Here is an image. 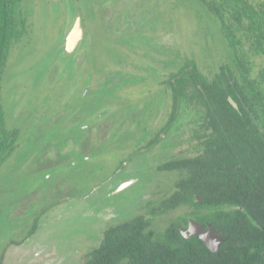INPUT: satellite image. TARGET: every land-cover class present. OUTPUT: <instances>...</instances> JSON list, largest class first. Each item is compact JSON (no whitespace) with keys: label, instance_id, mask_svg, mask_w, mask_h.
I'll return each mask as SVG.
<instances>
[{"label":"rangeland","instance_id":"1","mask_svg":"<svg viewBox=\"0 0 264 264\" xmlns=\"http://www.w3.org/2000/svg\"><path fill=\"white\" fill-rule=\"evenodd\" d=\"M241 4L246 28L237 36L251 55L247 79L217 18L199 0L19 2L27 30L12 45L1 82L5 128L19 136L0 167V264H84L108 227L150 214L171 195L186 172L158 167L200 154L195 131L203 122L199 108L182 102L164 131L171 76L196 66L211 79L227 66L250 100L256 95L248 82L264 81V51L251 49L256 33L247 25L264 0ZM227 12L232 26L235 11ZM76 17L83 39L66 53ZM257 22L264 31V17ZM256 112L264 133V109ZM148 214L151 230L162 234L191 211Z\"/></svg>","mask_w":264,"mask_h":264},{"label":"trees","instance_id":"2","mask_svg":"<svg viewBox=\"0 0 264 264\" xmlns=\"http://www.w3.org/2000/svg\"><path fill=\"white\" fill-rule=\"evenodd\" d=\"M20 1L0 0V167L15 151L19 136L18 130L5 128L1 82L11 47L27 30L26 21L19 17ZM199 1L217 18L235 67L247 79L251 55L237 36L246 28L241 0L219 4ZM227 9L235 11L232 26L226 21ZM256 17H264V4L248 16V28L254 27L256 33L250 41L255 53L264 51V31ZM168 84L173 105L164 131L173 125L182 102L199 108L203 122L195 134L203 138L204 150L197 157L171 160L158 167L166 172L185 170L186 174L175 181L171 195L154 205L149 215L181 206L190 208L191 214L171 220L162 234L151 230V217L146 218V214L110 226L100 244L88 252L84 264H264V134L252 122V118H259L256 107L264 109V81L248 82L256 95L252 100L227 66H221L211 79L204 78L196 66L191 70L183 67ZM253 84H258L260 91ZM188 219L204 228L211 225L225 239L217 253L197 235L189 239L181 235L179 228L185 229ZM36 228L35 224L32 232Z\"/></svg>","mask_w":264,"mask_h":264},{"label":"water","instance_id":"3","mask_svg":"<svg viewBox=\"0 0 264 264\" xmlns=\"http://www.w3.org/2000/svg\"><path fill=\"white\" fill-rule=\"evenodd\" d=\"M83 39V29L81 26V19L76 17L75 23L68 33L66 39L65 50L66 53L73 52L78 46L79 42ZM230 104L237 108V105L229 99ZM181 235L189 239L190 237L197 235L198 238L205 244V246L211 251L217 253L219 251L220 245L225 241L221 237L218 231H216L211 225H208L207 228L202 227L200 224L195 222L192 219L188 220L187 227L179 228Z\"/></svg>","mask_w":264,"mask_h":264},{"label":"flooded vegetation","instance_id":"4","mask_svg":"<svg viewBox=\"0 0 264 264\" xmlns=\"http://www.w3.org/2000/svg\"><path fill=\"white\" fill-rule=\"evenodd\" d=\"M81 42V41H80ZM256 121L258 122L259 121V119L258 118H252V122H254L255 123V125L257 126V124H256ZM257 128L259 129V131L260 132H262V130H261V128L260 127H258L257 126ZM263 133V132H262ZM264 134V133H263ZM200 140V145H202V152L200 153V154H198L197 156H199V155H201L202 153H203V150H204V147H203V144H202V142L204 141L203 140V138H201V139H199ZM197 156H195V157H197ZM191 158H194V157H191ZM180 171H182V170H180ZM183 171H185V170H183ZM197 199V198H196ZM198 200H200V198H198ZM147 215V214H146ZM149 215V214H148ZM147 218V217H146ZM152 218V217H151ZM188 218V217H187ZM189 220V219H188ZM208 226V225H207ZM207 228V227H206Z\"/></svg>","mask_w":264,"mask_h":264},{"label":"bare ground","instance_id":"5","mask_svg":"<svg viewBox=\"0 0 264 264\" xmlns=\"http://www.w3.org/2000/svg\"><path fill=\"white\" fill-rule=\"evenodd\" d=\"M69 3H70V2H69ZM70 6H71V5H70ZM68 7H69V6H68ZM70 9H71V8H70ZM71 10H72V9H71ZM72 11H73V10H72ZM61 45H62V44H61ZM80 46H81V45H80ZM79 48H80V47H79ZM79 64H80V63H78V65H79ZM78 65H77V66H78Z\"/></svg>","mask_w":264,"mask_h":264}]
</instances>
